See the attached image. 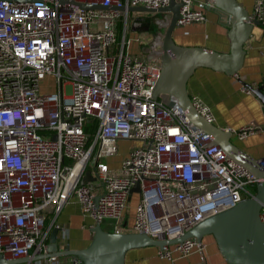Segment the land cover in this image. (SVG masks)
Masks as SVG:
<instances>
[{"label":"built area","instance_id":"2783aa9c","mask_svg":"<svg viewBox=\"0 0 264 264\" xmlns=\"http://www.w3.org/2000/svg\"><path fill=\"white\" fill-rule=\"evenodd\" d=\"M175 1L176 25L203 21L205 7L213 6L208 0ZM168 2L0 0L3 257L45 253L53 227L56 238H64L56 218L70 199L92 226L116 232L120 225L122 232L171 241L203 218L252 196V187L264 181L190 124L174 98L165 93L152 97L162 33L155 34L158 47L149 51L150 57L131 53L130 42L144 39L146 31L129 33L126 7L157 8ZM262 2L254 0L253 14L264 22ZM45 77L52 82L49 90L40 86ZM189 98L212 122L209 106L197 95ZM259 129L248 122L234 133L244 138ZM121 140L136 144L112 168L108 159ZM258 163L264 169V159ZM86 173L93 180L82 184ZM136 184L138 192L130 194ZM134 193L138 198L132 222L122 225ZM259 219L264 228V204ZM191 253L197 255V264H208L206 245L193 237L156 247V255L168 261ZM55 258L40 261L58 264ZM73 264L81 262L74 257Z\"/></svg>","mask_w":264,"mask_h":264},{"label":"water","instance_id":"95a60500","mask_svg":"<svg viewBox=\"0 0 264 264\" xmlns=\"http://www.w3.org/2000/svg\"><path fill=\"white\" fill-rule=\"evenodd\" d=\"M214 7L228 15L226 35L229 40L227 51H217L199 45H181L172 38V30L178 17L179 2L169 0L165 6L157 8L143 5L127 6L126 10L137 12H169V19L161 35L159 45V74L155 79L152 97L165 93L174 98L182 108L184 115L193 126L203 130L211 140L232 160L243 165L255 177L264 178V169L258 160L251 158L230 141L231 132L221 129L205 120L191 104L185 83L189 75L198 66L209 67L234 74L242 62V44L249 34L252 24H259L256 16L249 15L237 0H208ZM82 7L114 8L96 3H78ZM122 9V7H119ZM264 104L263 84L252 87L242 83ZM169 100L167 104H171ZM93 180L86 173L80 180L82 184ZM138 192V184L129 193ZM264 204V181L255 185L252 196L242 199L235 205L207 216L189 230L173 240H155L138 232H107L99 224L91 228V239L81 249L59 250L56 245L57 229L53 227L48 235L45 253L39 252L23 258L4 259L0 254V264H30L48 257L70 256L80 260L81 264H124V254L128 249L177 242L187 237L201 241L210 235L217 251L226 264H264V228L259 219L260 208Z\"/></svg>","mask_w":264,"mask_h":264},{"label":"crops","instance_id":"0c3cea01","mask_svg":"<svg viewBox=\"0 0 264 264\" xmlns=\"http://www.w3.org/2000/svg\"><path fill=\"white\" fill-rule=\"evenodd\" d=\"M249 13L254 16V0H237ZM205 19L199 22H191L175 25L172 30L173 40L181 45H199L217 51H227L229 40L226 35L228 28L227 14L214 6H207L204 10ZM264 19V0L261 5V15ZM143 20V19H142ZM141 21V20H139ZM140 24V22H139ZM143 24V23H142ZM137 26V25H136ZM135 30H145V37L139 41H131L128 50L136 55L149 56L150 50L158 47L153 30L146 25L131 28L129 33ZM243 55L240 67L234 74H226L223 71L209 67L198 66L188 76L185 89L190 95H197L206 103L213 115L212 124L231 132L230 141L240 150L255 160L264 159V104L250 90L244 88L242 83H248L252 87L262 85L264 82V22L252 24L249 34L242 44ZM253 122L261 129L239 138L234 131L239 127ZM135 197L131 195V199ZM130 199V201H131ZM129 201V202H130ZM134 206L129 203L121 224L129 225L132 222ZM56 222L64 227V238L57 236L56 245L59 250L66 251L84 248L91 239L92 221L81 215L79 205L70 199L59 211ZM201 241L206 245V258L208 264H226L217 251L215 242L210 235L202 237ZM29 252L27 256H32ZM26 257V256H25ZM23 258V257H21ZM70 256H57L58 264H73ZM4 259H8L5 258ZM195 253L184 257L175 258L172 261L161 259L156 255V247L144 246L128 249L124 254V264H197ZM30 264H43L34 262Z\"/></svg>","mask_w":264,"mask_h":264},{"label":"rangeland","instance_id":"374dc122","mask_svg":"<svg viewBox=\"0 0 264 264\" xmlns=\"http://www.w3.org/2000/svg\"><path fill=\"white\" fill-rule=\"evenodd\" d=\"M146 15V17H156V16H160V19L157 21H149L148 23L145 22L147 27L152 28L153 30L156 31H160L161 33L163 32L166 23L168 22L169 19V12H151V13H146V12H137V11H129L127 14V26L129 29L131 28H137L138 27H142V23L139 24V20L142 19L144 16ZM158 19V18H157ZM144 23V21H143ZM137 25V26H136ZM144 26V25H143ZM136 31V30H135ZM40 86L44 89V90H49L52 88V82L50 80V77H45L42 81ZM66 89V93H68V87L67 85H65L64 87ZM136 142H132V141H119L117 143V151L115 153V155L111 158L108 159V162L110 163V167L115 168L118 166L119 161L122 159V157L124 156V154L131 149L133 146H135ZM101 161L105 160V157H101L100 158ZM134 196L131 199V201L129 202V206L130 208H132L135 204V202L137 201V194L134 193ZM123 227H121L119 225L118 229L116 230V232H122Z\"/></svg>","mask_w":264,"mask_h":264},{"label":"flooded vegetation","instance_id":"af4514ba","mask_svg":"<svg viewBox=\"0 0 264 264\" xmlns=\"http://www.w3.org/2000/svg\"><path fill=\"white\" fill-rule=\"evenodd\" d=\"M157 18H158V19H157ZM142 19H143V20H142ZM142 19H140V20H141L140 23H143V21H144L143 25H146L145 22L148 23L149 21H152V22H153V21H157V20L160 19V16H159V15L156 16V17H153V16H152V17L150 18V17H146V15H145Z\"/></svg>","mask_w":264,"mask_h":264},{"label":"trees","instance_id":"16d2710c","mask_svg":"<svg viewBox=\"0 0 264 264\" xmlns=\"http://www.w3.org/2000/svg\"><path fill=\"white\" fill-rule=\"evenodd\" d=\"M120 22H117V24H116V29H117V36L119 35V33H120ZM252 191L254 192L255 191V187H252ZM102 229H103V227H102ZM103 230H105V231H107V232H110L109 230H107V229H103Z\"/></svg>","mask_w":264,"mask_h":264}]
</instances>
